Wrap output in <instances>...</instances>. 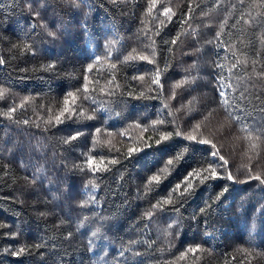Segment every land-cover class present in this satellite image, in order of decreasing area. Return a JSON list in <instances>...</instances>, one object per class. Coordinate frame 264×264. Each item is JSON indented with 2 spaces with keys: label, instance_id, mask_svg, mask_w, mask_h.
I'll return each instance as SVG.
<instances>
[{
  "label": "trees",
  "instance_id": "16d2710c",
  "mask_svg": "<svg viewBox=\"0 0 264 264\" xmlns=\"http://www.w3.org/2000/svg\"><path fill=\"white\" fill-rule=\"evenodd\" d=\"M149 8L0 0V264H264V185L250 179L264 178V10L253 0ZM69 92L76 111L57 123ZM165 131L173 136L157 145ZM129 148L140 151L129 158ZM210 165L223 178H192L194 191L181 195L189 171ZM157 173L161 182L149 183Z\"/></svg>",
  "mask_w": 264,
  "mask_h": 264
},
{
  "label": "snow or ice",
  "instance_id": "6c2138e0",
  "mask_svg": "<svg viewBox=\"0 0 264 264\" xmlns=\"http://www.w3.org/2000/svg\"><path fill=\"white\" fill-rule=\"evenodd\" d=\"M156 2H157V0H150L149 13L151 12L152 8L155 7ZM241 2H243V0H241ZM253 6L259 7L262 10H264V0H253ZM170 12H171L170 8H165L164 12H163V15L168 16V14ZM36 15H39L38 11L36 12ZM170 18L171 17H169V19ZM245 22L247 23V21H245ZM84 27H85V29L87 28V24L86 23H85ZM45 29L47 30V26L46 25H45ZM47 35L49 37L59 38L58 33L56 31H47ZM59 35H62V33H60ZM217 38H219V37H217ZM171 43L173 45H175L177 43V39H172ZM25 47L27 48L28 46L25 45ZM141 59H147V57L141 56ZM148 62L152 63L151 60H148ZM0 63H2V61H0ZM91 67H92L91 65L88 66V70L89 71L91 70ZM112 67L115 68V64H113ZM217 67H219V65ZM233 67H235V65H233ZM259 75L264 76V72L260 73ZM136 78H139V79L143 80L142 76L141 77H136ZM85 80L87 81V77H85ZM152 82L156 83V84H160L161 83V81H160V70L159 69L156 70V76H155V78L153 79ZM179 86L180 85L177 84L174 87H179ZM217 91H218L220 97H224L226 95V93L224 91H222L219 87H218ZM84 92L85 93L88 92V88L87 87L84 88ZM67 96L72 97V101L70 102L69 99H67V98L64 99V107L61 109L60 114L55 117V120H56L57 123H62L64 121V119H71L72 116L69 115V113L72 112L74 114L75 111H76V109L73 107V105L75 104V100H76L75 94L69 92L67 94ZM85 99H87V96H85ZM221 103L224 104V105H227L228 101L227 100H222ZM14 111H15V108L10 109V112H14ZM261 111H264V109H262ZM80 115H83V113L81 112ZM11 118L12 117L9 116V119H11ZM88 119H92V117L89 116ZM233 119H235V117H233ZM25 123H27V121H25ZM198 127L199 126L197 125V128ZM97 131H99V129H97ZM245 131H247V130L245 129ZM175 135L176 136H181V133L180 132H176ZM78 136H79V133L71 136L70 139L71 140H75V139L78 138ZM172 136H173L172 132L165 131L164 133L161 134L160 139L156 141L157 145H159L160 143H162L164 141H167ZM247 138L249 140H251L252 139L251 134H249ZM184 139H186V140H188L190 142H197V137L194 136V135H186V136H184ZM198 143L200 145H208V144H210V141L204 140V139H200L198 141ZM150 146L151 145H149V147ZM212 147L214 148L215 145H212ZM253 147H255V145H253ZM3 150L10 151L11 154L14 155V156L15 155H22L23 151H24V145L22 143L21 144H12L11 148L9 149L7 142H5L4 145H3ZM128 151H129V158H130L131 154L140 151V149L139 148H129ZM210 155L213 157V159H216L218 157L219 161L223 162V164H225V165L227 164V161L225 160L224 156L219 155L218 152L213 151V152L210 153ZM180 160H181V155L180 154H176L173 158H170V159L167 160V166L171 167L174 164H177ZM30 161H31V157H29V161L28 162H25L23 160H21L20 162H21L22 166H27L30 163ZM101 163H103V161H101ZM110 163L115 164V163H117V161L116 160H111ZM88 164L90 166H93L91 160L88 161ZM95 167L97 168V170H99L98 166H95ZM162 171H164V170H162ZM202 172H207L208 175H203ZM192 178H197V179L200 180L201 183H205V182H207L209 180H217V179H221L223 177H222V174L217 172L216 168L212 167L211 165L209 166V168L203 169L202 171H196V170L189 171V173L187 174V176L185 177V179L183 181V183L186 184L187 186L183 188V192L181 193V195L191 194L194 191L195 186L191 182ZM45 179H47V178H45ZM227 179L230 182H236L235 179H234V176H233V174L231 172H229V174L227 176ZM250 179L258 181L261 185H264V178H262L260 175H250ZM161 180H162L161 175L159 173H157V174H154V175L150 176L149 183H153L154 182L156 184H159L161 182ZM240 182L247 183L249 181L248 180H243V181H240ZM49 183H51V181H49ZM61 183H62V181H61ZM180 188H181V183L178 182L175 185L173 191L179 190ZM226 191H227V187H225L223 189V191L217 196V199H219L220 196H222ZM168 202H170V198L168 200L164 201V203H168ZM153 207H156V205H154ZM169 227H171V225H169ZM254 230H255V222L253 221V225H252V228L250 230V234H251V231H254ZM99 232H100V229L97 228L96 231L92 233V236L95 237ZM37 247H39V245ZM25 250H26L25 247H21L17 252H14L13 255H19L20 253L24 252ZM189 251L196 252L197 248H191V249H189Z\"/></svg>",
  "mask_w": 264,
  "mask_h": 264
},
{
  "label": "bare ground",
  "instance_id": "6f19581e",
  "mask_svg": "<svg viewBox=\"0 0 264 264\" xmlns=\"http://www.w3.org/2000/svg\"><path fill=\"white\" fill-rule=\"evenodd\" d=\"M158 5V4H157ZM61 12V11H60ZM63 13V12H62ZM64 14V13H63ZM65 17V16H64ZM60 19V18H59ZM138 19V18H137ZM64 26V25H63ZM14 27V26H13ZM12 27V28H13ZM14 30V29H13ZM11 31V30H10ZM13 33V32H12ZM14 35V34H13ZM80 63V62H79ZM81 64V63H80ZM83 65V64H82ZM84 66V65H83ZM225 67H226V65H224ZM228 66V65H227ZM225 67H224V69H225ZM82 68V67H81ZM84 70H85V67L83 68ZM241 69V68H240ZM228 71H230V70H228ZM88 72V71H87ZM92 72V71H91ZM235 73H237V72H235ZM241 73V72H240ZM90 74V73H89ZM231 74V73H230ZM232 75V74H231ZM235 75V74H234ZM237 75H238V73H237ZM239 76V75H238ZM222 85V84H221ZM223 85H225V84H223ZM226 87V86H225ZM231 87V86H230ZM215 88V87H214ZM231 89V88H230ZM213 90V89H212ZM222 90H224V89H222ZM226 90V89H225ZM232 91V89L230 90V92ZM236 91V90H235ZM229 92V91H228ZM232 92H234V91H232ZM229 94V93H228ZM227 94V95H228ZM231 94V93H230ZM237 94V93H236ZM241 96V95H240ZM243 96V95H242ZM230 97V96H229ZM217 98V97H216ZM224 98V97H223ZM226 98V97H225ZM244 98V97H243ZM93 99V98H92ZM218 99V98H217ZM220 99V98H219ZM91 100V99H90ZM90 100H88V101H90ZM94 100V99H93ZM236 100V99H235ZM240 101V100H239ZM81 102H83V101H81ZM230 102V101H229ZM237 102V101H236ZM246 102V101H245ZM87 103V102H86ZM82 105V104H81ZM83 105H85V104H83ZM84 107V106H83ZM94 107V106H93ZM86 108V107H85ZM89 109V108H88ZM89 112H91V111H89ZM88 112V113H89ZM95 112V111H94ZM90 114V113H89ZM91 114H93V113H91ZM241 155V154H240ZM245 155V154H244ZM245 158V157H244ZM240 159V158H239ZM28 160V159H27ZM27 167V166H26ZM183 178V177H182ZM182 180V179H181ZM41 194V193H40ZM55 194V193H54ZM45 194H43V196H44ZM46 196V195H45ZM51 196V195H50ZM46 198H47V196H46ZM49 198V197H48ZM60 198V197H59ZM61 199H63L62 197H61ZM143 200V199H142ZM51 201V200H50ZM72 201V200H71ZM74 201V200H73ZM145 201H147L146 199L144 200V202ZM141 202H143V201H141ZM142 204V203H141ZM145 205H148L147 203L145 204ZM138 209H139V207H138ZM144 210V208L143 207H141V210ZM70 210V209H69ZM67 212V211H66ZM68 215V214H67ZM110 217V216H109ZM118 217V216H117ZM123 217V216H122ZM228 220V219H227ZM8 222V221H7ZM117 222V221H116ZM126 222V221H125ZM12 223V222H11ZM34 223V222H33ZM108 224H110V223H108ZM119 224V223H118ZM120 225V224H119ZM123 225H124V223H123ZM227 226H229V225H227ZM8 227V226H7ZM80 228V227H79ZM230 228V227H229ZM232 228V227H231ZM227 229V228H226ZM32 230V229H31ZM228 230V229H227ZM80 231H78V233H79ZM85 232V231H84ZM0 233H1V231H0ZM82 233V232H81ZM212 233V232H211ZM85 234V233H84ZM75 235V234H74ZM2 237H3V235H2ZM76 237V236H75ZM84 237V236H83ZM209 237V236H208ZM212 237V236H211ZM80 238V237H79ZM78 239V238H77ZM206 239V238H205ZM214 239V238H213ZM217 239V238H216ZM1 240V239H0ZM79 240V239H78ZM77 242V241H76ZM79 242V241H78ZM81 242V241H80ZM195 242V241H194ZM193 242V243H194ZM199 242H200V240H199ZM204 242V241H203ZM190 244L192 243V242H189ZM202 243V242H201ZM206 243V242H205ZM205 243H204V245H205ZM211 243V242H210ZM4 244V243H3ZM196 244H197V242H196ZM198 244H200V243H198ZM203 244V243H202ZM209 244V243H208ZM189 245V244H188ZM187 245V246H188ZM190 246H192V245H189L188 247H190ZM199 246H202V245H198L197 246V248H199ZM213 246V245H212ZM205 247V246H204ZM210 247V246H209ZM186 248V247H185ZM192 248V247H191ZM194 248V247H193ZM211 248V247H210ZM209 248V249H210ZM152 249H154V248H152ZM183 249H184V247H183ZM201 249V248H200ZM202 249H203V247H202ZM206 249H207V246H206ZM185 250V249H184ZM184 250H182V251H184ZM186 250H187V248H186ZM216 250V249H215ZM214 250V251H215ZM165 251V250H164ZM198 251V250H197ZM201 251V250H200ZM210 251V250H209ZM214 251H213V249H212V252L214 253ZM185 252V251H184ZM206 252V251H205ZM188 253V252H187ZM186 253V254H187ZM204 253V252H203ZM210 253V252H209ZM231 253V252H230ZM185 254V255H186ZM193 254V253H192ZM184 255V256H185ZM196 255V254H195ZM194 255V256H195Z\"/></svg>",
  "mask_w": 264,
  "mask_h": 264
}]
</instances>
